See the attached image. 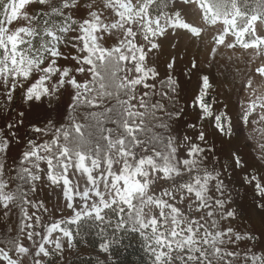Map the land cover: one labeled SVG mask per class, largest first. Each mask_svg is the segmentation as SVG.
Masks as SVG:
<instances>
[{
	"label": "rangeland",
	"instance_id": "374dc122",
	"mask_svg": "<svg viewBox=\"0 0 264 264\" xmlns=\"http://www.w3.org/2000/svg\"><path fill=\"white\" fill-rule=\"evenodd\" d=\"M211 3L172 0L152 13L153 0L4 3L0 230L16 224L12 170L29 156L37 164L17 251L9 258L0 247V264H44L52 253L63 263L74 249L67 225L97 220L102 208L126 212L151 237L154 264H264V0ZM112 51L123 62L122 83L133 87L128 108L139 118L130 128L147 115L170 130L172 146L160 154L163 164L134 142L90 165L56 146L53 175L49 116L62 120L93 80L90 57ZM190 168L193 178L171 179Z\"/></svg>",
	"mask_w": 264,
	"mask_h": 264
},
{
	"label": "trees",
	"instance_id": "16d2710c",
	"mask_svg": "<svg viewBox=\"0 0 264 264\" xmlns=\"http://www.w3.org/2000/svg\"><path fill=\"white\" fill-rule=\"evenodd\" d=\"M8 0H0V25L4 3ZM172 0H153L149 12L161 11ZM206 7H211V0H200ZM94 71L93 80L86 83L77 98L67 107L62 120L58 121L55 114L49 116L56 121L55 143L49 151L51 161L56 162L52 166V174L60 173V163L57 161L56 146L66 149V156L77 157L81 155L86 165L91 160L104 161L109 153H121L134 142L139 143L144 154L152 155L155 151L157 163L163 164L160 157L165 150L172 146L169 142L170 130L163 124L154 122L149 124L148 116L144 115V121L135 128H130L139 118L128 108L129 98L133 87L129 83H122L123 62L119 57V51L108 54H94L90 57ZM100 93V100L93 104L89 97L92 91ZM40 119L45 120L43 116ZM79 124V131L74 127ZM48 129V125L46 126ZM24 134L27 139L32 138L31 128L26 126ZM24 166H16L12 170L13 203L18 207L16 224L13 232L8 225L0 230V247L5 250L9 258H13L19 243L20 231L25 208L24 199L30 193L32 179L29 176L30 165H36L34 157H27ZM29 163V164H28ZM28 164V165H26ZM195 176L193 169L177 172L172 176L175 182L191 179ZM101 217L94 219L91 216L71 221L67 229L72 234L73 252L63 263L56 261L55 255L46 258L44 264H154V256L147 243L151 237L140 233L142 228L131 225V217L126 212L118 213L109 208L100 210ZM81 248H87L88 253L82 255Z\"/></svg>",
	"mask_w": 264,
	"mask_h": 264
},
{
	"label": "snow or ice",
	"instance_id": "6c2138e0",
	"mask_svg": "<svg viewBox=\"0 0 264 264\" xmlns=\"http://www.w3.org/2000/svg\"><path fill=\"white\" fill-rule=\"evenodd\" d=\"M191 106V105H190ZM213 127H215V125H213Z\"/></svg>",
	"mask_w": 264,
	"mask_h": 264
}]
</instances>
